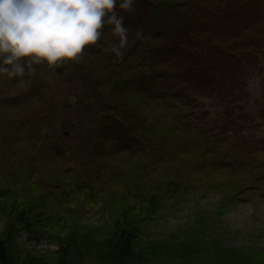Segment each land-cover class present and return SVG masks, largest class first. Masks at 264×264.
Masks as SVG:
<instances>
[{
	"label": "rangeland",
	"instance_id": "obj_1",
	"mask_svg": "<svg viewBox=\"0 0 264 264\" xmlns=\"http://www.w3.org/2000/svg\"><path fill=\"white\" fill-rule=\"evenodd\" d=\"M252 1L251 5H244L240 0L243 5L238 12L244 8L246 13L254 10V17H258L261 23L256 35L242 40L253 49L247 48V55L245 49L238 51L237 59L241 63L197 64L195 60H186L188 54H182L177 60L162 65L165 55L159 50L161 39L145 40V47L140 49L133 45L138 33L156 34L167 27L155 15L161 14L160 11L155 12L151 5L144 3L133 12L116 9L125 17L128 34H132L131 39L128 36V47L122 50L125 55L130 54L128 62L122 61L118 67L110 64L115 58L107 46L118 44L119 41H109L119 38L109 26L110 35L102 38L107 40L110 37L102 46L103 51H108L100 55L109 64L105 67L101 66L102 61L96 62L94 55L86 52V47L82 62L65 61L54 67L42 62L33 65L34 72L27 71L22 77H9L0 72L1 130L7 122L11 135H14L15 125L29 118L28 112L32 110L41 127L37 133L39 142L51 133L50 137L62 145L66 155L72 156L65 162V167L77 168L80 173L88 167L86 163L93 155L94 144H101L102 139L111 137L114 132L118 139L116 144H121L124 139L123 142L132 144L130 150L112 155V170L119 177L134 173L129 176L127 184L134 181L145 185L150 183L146 190L153 193L155 184H164L167 176L174 177L178 183V197L168 194L164 200H139L142 210L150 215L148 239L158 240V248L155 249L150 242L149 248L139 251L148 244L142 239L140 246L133 247L137 252L136 264H264V0ZM134 16L142 21L129 19ZM169 30L176 35L174 27ZM186 47L191 49V45ZM218 47L221 50L228 48L222 42ZM130 48L133 49L129 52ZM172 62H177L176 66L173 67ZM213 72L218 76H212ZM224 72L235 74L236 80ZM167 73L189 80L181 82L178 77L166 81L180 92L174 99L175 106L162 107L158 90ZM206 75L235 89H223L216 96L197 97L191 92L199 79ZM70 94L76 96L75 107L66 104ZM149 94H153L151 100ZM20 96H29L24 107ZM143 100L149 101V107L152 105L150 113L158 112V118L144 113L146 105ZM4 114L8 116L6 120L2 118ZM41 115L45 116L46 126L40 125L43 121ZM127 119L130 121L124 126ZM135 124L144 125L142 132L138 133ZM173 126L177 131L168 129ZM151 139L163 145L160 140H164L169 148L170 144L174 145L171 150L176 155L175 160L169 158L171 150L168 154L167 149L156 150L158 143L156 145ZM147 141L155 150L143 148ZM53 162L50 170L62 169L59 165L62 160L58 158ZM110 167L96 166L99 184L102 183L101 177L110 174ZM165 171L166 176L163 175ZM98 201L86 214V219L79 220L80 225L77 223L76 228L82 229L85 223H101L103 214L99 209L101 201ZM80 209L81 204L76 203L69 213L76 215L74 213ZM1 224L0 218L3 233L0 236L9 253L5 264L66 262L68 257L61 254L57 243L42 239L39 243L32 241L28 244L20 230L6 229ZM71 227L73 225L68 229ZM104 242L97 245L87 243L79 251L73 249V256L80 255V264H108L111 260L108 254L110 242ZM167 244L171 245L169 250L177 251L169 257L166 255L170 252Z\"/></svg>",
	"mask_w": 264,
	"mask_h": 264
},
{
	"label": "trees",
	"instance_id": "obj_2",
	"mask_svg": "<svg viewBox=\"0 0 264 264\" xmlns=\"http://www.w3.org/2000/svg\"><path fill=\"white\" fill-rule=\"evenodd\" d=\"M243 1L246 3L243 2L244 5L253 3L252 0ZM144 3L151 5L155 12L160 11L161 14H154L158 21L167 27L164 30H158L156 34L155 32L152 34L148 32L140 34L144 39L138 38L133 45L140 49L145 47V40L150 42L154 38L161 39L159 50L162 55H165V58L161 61L162 65L170 60H177V57L180 58L182 54H188L189 56L186 60H195L194 63L197 64L209 65L215 62L218 65L219 63H231L233 61L241 63L237 59L238 51L245 49V53V51L253 49L252 45L248 46L242 40L256 35L257 26L261 23L258 17H254V10H249L246 13L244 8L241 9L240 13L238 12L243 5L240 4V0H143V2L142 0H134L133 7L136 9ZM129 19L142 21L135 16ZM108 27L105 26L102 30V38L106 34L110 35L107 30ZM172 27L177 31L174 36L169 30ZM128 36L129 39L132 38V34H128ZM102 38L97 42L96 47L94 45L87 46L86 52L89 55H94L93 58L96 62L102 61L103 64L101 66L105 67L109 64L100 55L107 53L108 50L106 52L103 51L102 46L106 45L105 41H109L110 37L107 40ZM117 41L119 40L115 39L109 42L114 43ZM220 42L227 45L228 48L221 50L218 47ZM190 45L191 49H187L186 46ZM111 46H107V48L111 49ZM132 49L130 48L129 52ZM139 49L137 48V51ZM110 54L115 58L110 64L117 67L122 61L127 60L128 62L127 57L130 55L129 53H127L129 55L124 54L123 58L118 61L113 52H110ZM206 55L211 58L207 59ZM176 64L177 62H172L171 65L174 67ZM161 75L163 76L164 73L161 72ZM225 75L235 80L237 78L234 76L235 74L232 76L225 73ZM212 76L217 77V72H213ZM178 77L181 82L189 80L188 77L178 76L177 74H165L164 84L158 90L162 107L163 105L175 106L174 99L180 90L166 81H171L173 78L178 79ZM217 80V78H211L208 75L203 76V79H199L198 85L194 87L191 93L198 95L197 97L216 96L223 89H228L229 91L235 89L234 87L224 86L221 80ZM152 95L149 94V100L153 98ZM28 97H19L23 107L26 105ZM143 103L146 105L144 113L149 114L152 105L149 107V101L143 100ZM140 108H142V104ZM129 111L132 112L131 110ZM28 113L30 115L29 118L21 120L15 125L14 135H11L12 132L7 122H5L4 130L0 128L1 227L4 226L10 230L17 228V231L20 230L22 232L28 244H31L32 241L39 243V240L42 239L57 243L61 254H65L68 257L64 264H80V255L73 256L72 250L79 251L81 247L88 245L87 243L93 245L104 244V240L110 242L108 254L111 260L108 264H136V261H138L137 252L133 250V247L140 246L141 243L139 242L142 239L147 241L148 244L143 243L145 246L141 247L139 251L149 248L150 242L157 249L158 240L148 239L147 226L149 225L148 217L150 215L145 210H142V205L140 206L139 202L141 200H164L168 194L178 197V189L176 187L178 183H176L174 177L167 176L164 184L162 182L159 185L158 183L155 184L156 190L153 193L146 190L150 183L145 185L134 181L131 184H127L129 176L134 173L130 174L131 172H129V174L126 173L127 175L124 174L119 177L112 170V155L116 152L130 150L132 144L123 142L126 139L122 140L121 144H116L118 139L114 132L112 135L110 134L111 137L102 139L101 144H94L93 155L89 158V162L86 163L88 167L82 170L83 174L77 168L65 167V162L71 159L72 156L66 155L62 145H58V142L53 137H50L51 133H48L39 142L37 133L41 130V127H39V122L36 118L37 114L32 110H29ZM150 115L156 118L159 117L158 112L154 115L150 113ZM2 118L6 120L8 116L4 114ZM40 118H43L40 125L46 126L45 116L41 115ZM129 121L127 119L124 122V126ZM142 123L144 122L142 121ZM27 125H29V128ZM141 126V124L138 126L135 124L134 126L137 128L138 133L142 132L144 128V125L143 127ZM168 129L171 132L177 131L175 126ZM186 130H189V128H186ZM202 134L200 133V135ZM151 141L155 140L151 139ZM160 141L164 145L155 141L156 145L158 143L156 150L165 151L167 149L168 152L166 154H168L174 145L170 144L169 148L165 144L167 143L166 141ZM146 143L147 145L143 148H150L149 141ZM149 150L153 151L155 149L150 148ZM171 152L169 158L174 161L176 155L172 150ZM58 158L60 161L62 160V163H59L62 169L58 168L54 172L50 170V167L52 163H55L53 161ZM166 158L168 159V157ZM161 161L163 162L164 159ZM107 165L111 166L108 170L110 174L107 177H101L102 183L99 184V169L96 166L102 168ZM166 174V171L163 172L164 176ZM113 190L115 193H113ZM98 200L101 201L99 209L103 214L101 223L98 225L85 223L86 226L82 227V229L76 228L75 226L79 220L84 221L86 219V214L99 202ZM76 203L81 204V209L74 213L76 215L72 216L69 210ZM140 207L141 209H139ZM70 215L75 218H71ZM70 220L72 223L69 222ZM69 225H73V227L68 229ZM0 234L3 233L0 231ZM4 241L2 236H0V264H5L6 257L9 256ZM170 247V244L166 245L168 250ZM164 250L166 252V249ZM169 251L166 254L168 257L172 252H177L173 251V248Z\"/></svg>",
	"mask_w": 264,
	"mask_h": 264
},
{
	"label": "clouds",
	"instance_id": "obj_3",
	"mask_svg": "<svg viewBox=\"0 0 264 264\" xmlns=\"http://www.w3.org/2000/svg\"><path fill=\"white\" fill-rule=\"evenodd\" d=\"M134 0H0V72L22 77L33 65L82 62L87 46L97 45L105 26L119 38L111 52L121 60L129 29L117 7L133 12ZM137 38L144 39L139 33Z\"/></svg>",
	"mask_w": 264,
	"mask_h": 264
},
{
	"label": "water",
	"instance_id": "obj_4",
	"mask_svg": "<svg viewBox=\"0 0 264 264\" xmlns=\"http://www.w3.org/2000/svg\"><path fill=\"white\" fill-rule=\"evenodd\" d=\"M66 104L68 106L75 107L76 106V96L73 94H70ZM263 106H264V101H263Z\"/></svg>",
	"mask_w": 264,
	"mask_h": 264
}]
</instances>
